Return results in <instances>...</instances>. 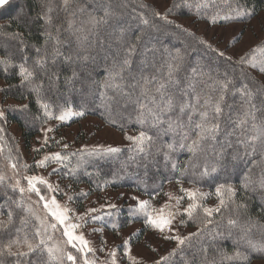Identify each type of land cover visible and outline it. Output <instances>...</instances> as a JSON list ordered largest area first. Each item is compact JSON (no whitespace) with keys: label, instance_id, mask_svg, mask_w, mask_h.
Segmentation results:
<instances>
[{"label":"trees","instance_id":"1","mask_svg":"<svg viewBox=\"0 0 264 264\" xmlns=\"http://www.w3.org/2000/svg\"><path fill=\"white\" fill-rule=\"evenodd\" d=\"M238 3L250 15L223 20L222 17ZM105 10L110 13L107 17L104 16ZM263 11L264 0H172L162 11L145 0H69L67 6L64 0L6 1L0 6V94L3 101L9 99L12 103L0 108L4 113L0 116V161L9 165L17 163L15 171L25 172L37 169L35 162L51 153L69 156L65 162L67 169L63 171L75 170V174L64 175L61 171L54 175L57 181L64 180L72 187L68 197L74 198L69 202L76 205L80 214L96 208L98 212L94 215L104 217L102 221H89L85 225L92 227L87 231L103 229L102 232L94 231L98 238L91 246L97 249V264L107 260V251L112 249L108 235L135 223L138 226L130 232V244L142 243L144 233L150 227L145 225L143 215L135 211L133 204H126L127 200L115 203L116 209L100 211V200L107 199L106 191L123 189L130 195L150 199L161 194L167 183H177L178 179L182 184L211 193L204 198V204L213 201L214 207L219 203L215 195L217 185H231L236 189V195L210 218L202 208H197L194 221L183 225L190 230L182 237L198 230H201L200 235L183 245H178V242L172 244L169 240V245L156 260L148 264H154L161 257L168 259L160 261V264H241L226 259L237 251L249 257L243 264L264 260V251L253 248V245L256 249L264 246V83L258 77L259 68L248 65L241 68L235 63L217 59L198 42L204 39L201 34L173 18L193 17L211 22L210 18L219 13L216 23L226 24L248 20ZM156 12L167 13L168 20L173 23L165 22L155 15ZM141 14L148 19L147 25L142 23ZM48 17H51L50 22ZM93 17H103L107 22L93 24ZM137 36L141 37L138 41ZM130 44L136 45V51L130 57L131 64L124 66L125 49ZM176 49H180L183 60L173 74L176 82L169 83L168 63H176L171 61L169 52L175 55ZM238 59L233 58L234 61ZM38 60L43 63L38 64ZM21 64L33 72L29 80H23L19 74ZM193 68L197 70L195 74ZM117 73L119 75L112 79ZM145 77L152 82L145 85ZM229 79L232 82L224 89L220 81ZM161 82L166 85L164 100L172 97L176 107L162 114V123L153 126L148 110L159 113L157 104L163 106L161 93L156 92ZM113 84L120 86L112 87ZM245 84L251 90V96L239 91ZM142 89H146V94H142ZM221 94L224 99L220 103L221 112L217 114L214 106ZM150 97H155L156 103ZM186 102L192 104L196 111L189 108L181 115L179 105ZM44 104L55 112L67 108L84 113L59 122L55 131L84 117H94L104 125L131 132L134 136L145 131L152 137V143L146 145L144 151H138L133 142L126 139L119 152L86 155L63 148L68 143H61L60 136L55 138L54 133L46 145L43 142L31 150V142L45 120ZM141 104L146 107L141 109ZM204 111L209 113L211 122L219 123L220 127L215 140L207 138L201 141L193 153L188 145L195 139L197 130L194 125L200 122V113ZM189 115L193 118L191 127ZM167 121H175L185 127L172 132L168 130ZM10 124L16 126L20 138L9 130ZM253 125L257 128L253 129ZM242 127L246 130L244 135H241ZM184 132L189 133L186 140L183 139ZM253 135L260 139L250 142L249 137ZM169 143L174 144L173 150L166 147ZM34 149L41 150L37 152ZM24 151H28L29 156ZM165 154L169 157L167 160ZM25 163L31 166L27 170L19 167ZM174 163L177 165L175 169L172 167ZM54 164L57 165L48 163L47 166ZM206 166L209 172L212 166L217 171L201 176ZM0 174L5 177L0 182V221H7L9 212L12 213V222L0 227L2 247L16 237L17 229L22 227L21 219L26 216L29 223L25 231L31 238L34 226L39 225L36 217L41 202L34 198V192L27 191L28 185H20L26 189L21 193L19 188L12 187L15 184L2 173L1 168ZM242 183L247 187H242ZM110 198L108 195V200ZM21 199L24 203L18 205ZM224 199L227 201L226 192ZM89 202L92 205L87 206ZM29 206L35 215L26 212ZM180 219H187V216H180ZM208 219L212 220L211 224L206 223ZM229 219L235 220V225H229ZM113 223L118 225L115 230ZM102 240L106 241L103 245L105 251L99 250ZM62 249L72 252L78 257L77 264H82L80 255L70 245H64ZM173 249L177 251L170 255ZM12 251H17L15 246ZM88 256L92 258L91 253ZM36 258L33 254L28 260ZM116 258L117 264L128 262L121 245ZM41 259L47 261V254ZM16 260L17 257L7 251L0 254V264H16ZM64 264L71 262L65 257Z\"/></svg>","mask_w":264,"mask_h":264},{"label":"snow or ice","instance_id":"2","mask_svg":"<svg viewBox=\"0 0 264 264\" xmlns=\"http://www.w3.org/2000/svg\"><path fill=\"white\" fill-rule=\"evenodd\" d=\"M5 0H0V4H3ZM69 0H64L65 5L67 6ZM169 12L171 9L168 10ZM49 12H51V9H49ZM110 13L105 10L104 16L107 17ZM156 16L160 17L161 19L165 20V22L171 24L173 21L168 20L167 13L161 14L159 12L155 13ZM247 15H250V13L243 8L242 5H239L234 9L231 10L229 14H226L222 17L223 20H234V19H241ZM142 16V23L147 25L149 23L148 19L143 18ZM219 17V13H217L215 16L211 17L210 20L212 23L217 22V18ZM48 22L51 21V17H48ZM93 24L97 23H106V19L103 17L97 19L95 17L92 18L91 21ZM71 27V22H70ZM178 27H180L178 25ZM187 31V30H185ZM191 34V33H190ZM123 35V33H122ZM194 35V34H191ZM140 36H137V41L140 40ZM201 45L205 47L206 50L211 51L217 59H223L226 63L232 64L235 63L239 65L241 68H243L245 65H248L252 68H259L260 73H264V42H261L257 44L255 47L251 48L244 54L239 56L238 60H233V57L231 55H227L224 51H220L213 47V45L204 39H199L198 41ZM136 51V45L130 44L128 48L125 49V59L123 60L124 66H129L131 64L130 57L132 54ZM259 54V56H257ZM169 56L171 58V61H175L176 63L169 62L168 63V77H169V83H175L173 79V74L179 69L180 67V61L183 60V57L180 53V49L175 50V55H173L171 52H169ZM38 64L43 63L42 60L37 61ZM123 71V68L121 69V72ZM193 73H196V69L193 68ZM19 74L22 76L23 80H29L33 76V72L27 69L24 64H21L19 66ZM75 75V73H73ZM115 75H119V73L114 74L112 76V79H115ZM201 75H208V73H201ZM155 80V77L152 78ZM152 81L149 80L147 77L144 78L145 85L151 83ZM231 79L227 81H220L224 89L228 88V85L231 83ZM106 87L109 85H105ZM112 87H119L120 85L113 84ZM166 85L165 83L161 82L159 86L156 88V92L161 93V100L164 101L163 106L161 107L159 104H157V107L159 108V113L153 112L152 109H149V113L152 115L153 119V126L159 125L162 123L161 115L164 113L171 112L175 107L176 104L174 103V100L172 97H169L166 101L164 100V92ZM242 94L251 96V90L248 89V86L245 84L243 88L239 89ZM142 94H146V89H142ZM103 95V94H102ZM153 103H156L155 97H150ZM224 96L221 94L219 99L217 100L214 111L215 113L219 114L221 112L220 103L223 101ZM198 102V100H197ZM207 103V102H206ZM43 107L45 108V115L51 116V113L47 111L48 105L44 104ZM146 105L141 104L140 108L144 109ZM191 108L193 112L196 111L195 107L190 103H183L179 105V111L181 115L184 114L186 109ZM4 113L0 111V116H3ZM84 113L81 112H73L70 109L69 110H62L60 115L55 117L59 121H65L72 116H82ZM143 123V121H141ZM168 123V130L172 132H176L177 130H183L185 127L181 123H176L175 121H167ZM188 124L191 127L193 124V118L191 115L188 117ZM196 131L195 139H192L191 144L188 145L189 151H192L193 153L198 149L201 141L211 138L215 140V133L219 130V123H213L211 122V119L209 117V113L207 111L200 113V122L195 123L194 125ZM257 126L253 125V129H256ZM42 131L45 132V140L44 145L48 143L49 137L47 136V132L52 131L51 128ZM245 129L241 130V135L245 134ZM128 140L132 141L134 146L138 151H144L146 145L152 143V137L148 136L145 131H140L138 135L136 136H127ZM189 133L184 132L183 139H188ZM260 139L259 136L253 135L249 137L250 142H255L256 140ZM181 147H184V144L180 145ZM43 147V145H42ZM68 145L64 144L63 148H67ZM166 147L169 150H173L174 144L169 143L166 145ZM41 149H34V151L39 152ZM119 148H109L107 149L108 153H115L119 152ZM255 151V148H253V152ZM92 154V153H90ZM70 155L75 156L76 153H71ZM169 157L167 154H165V159L167 160ZM69 160L68 155H61L60 152L51 153L49 155L44 156L41 160L35 162L36 167H46L48 163H56L58 165L57 168H53L52 172L49 173V175L59 173L65 169H67L66 161ZM13 170L18 169L17 163H13L11 165ZM19 167H23L24 169H28L31 167L28 164H22L19 165ZM172 167L175 169L177 165L174 163ZM217 171V168L215 166H212L210 169L211 173H215ZM208 167L206 166L204 171L201 173V176H206L210 174ZM64 175H74L75 170L72 171H63ZM5 177L0 174V182H3ZM24 179L27 180V191L34 192L39 201L44 202L43 207L47 209L52 217L55 219V223H47L45 219H41L40 217H36V219L39 221L38 226H34V231L31 233V238L29 233L25 231V227L29 223V220L26 217L21 219V225L22 227L20 229H17V234L15 238L9 239L6 244H4L2 247H0V254H2L4 251H7L9 255L17 257L16 264H64V260L66 257V260L71 262V264H77L78 257L76 255H73L72 252H65L64 249H61L60 247L56 245L49 246L48 241L52 240V236L49 234V229L56 230L57 225L62 226L63 228V235L67 237L66 244L70 245L72 249H75V251L80 255V260L82 261V264H97V257L95 256V253L97 249L90 246L91 242L87 240L84 236L83 232H79L77 234V229L83 228L89 221L91 222H99L104 219L101 215H94V213L98 212V209L96 208H89L84 213L81 214H75L74 210L68 208L66 205L61 206L59 205L58 201L56 200L55 196H51L49 198L47 193L41 194L40 187L37 186V184H41L46 186L48 193L51 192H62L63 190L60 188L59 184H52L49 183L47 179H45L42 176H25ZM247 180V177H245ZM177 183L180 184L181 180L178 179ZM12 187L19 188V191L21 193L25 192V188L20 186V181L17 180L15 185H12ZM242 187L246 188L247 184L242 183ZM180 192L183 195L180 196H173L171 193H168L170 200H174L175 203L172 204H165L161 206L160 209H153L150 205V202L147 200H139L138 206L135 209L136 212L141 213L144 217V223L146 226H150L153 229L159 231L160 233H164L165 230H167L169 233L173 232L174 229L172 228L173 222L176 220L178 216L186 215L187 219H180L179 223L181 225L186 224L189 221H194V213L196 212L197 208H202L203 213L206 215V217H212L214 213H219L221 211L222 207H226V204L228 201H232V198L236 195V189L233 188L231 185L225 186L224 184H220L216 186L215 189V195L219 198V203L217 206L213 208L205 207L201 203V201L204 200L207 196L211 195V193H205L201 192L198 188L196 189H190V188H184L181 185ZM227 193V201L224 199V193ZM185 197L188 198L189 202L187 203V206L184 207L181 210V203L185 199ZM74 197L69 196L68 200L71 201ZM24 201L21 199L18 202L19 204H23ZM239 207H244V205H239ZM105 208V205H101V210ZM107 208L110 209H116L117 206L114 204H108ZM164 209H168L167 213H164ZM26 212L35 215V213L32 212L31 206H29L26 209ZM72 212L73 216H70L69 213ZM154 212H158V215H154ZM108 215H111V213H108ZM73 218L76 220L75 223L72 222ZM12 222V213L9 212V218L7 221H0V227L5 226L6 224H10ZM207 224H211L212 220L208 219L206 221ZM229 225H235L236 221L229 219L228 221ZM112 228L115 230L118 228V225L115 223L112 224ZM93 231H103V229H93ZM201 230H198L195 233H189L187 237H181L180 235H166L165 239H171L178 242V245L185 244L186 241L191 240L193 237L199 236ZM135 235V234H133ZM104 244H106V241L102 240V246L99 249L100 251H105ZM16 247L17 251L13 252L12 248ZM123 248H124V256L127 257V259L131 262V264H137L136 257L132 256L130 254V248H129V240L126 239L123 241ZM253 248L257 251H264V246H262L260 249H256L253 245ZM26 249V250H25ZM177 251V249H173L171 254H174ZM47 254V261H43L41 257L44 254ZM92 254V258H89L88 254ZM36 255V260L30 261L28 260V257L30 255ZM107 257L108 259L103 261L102 264H117V258H116V249H111L107 251ZM168 257H161L159 261L154 262V264H160V261H166ZM226 259L230 262H246L249 257L246 254H242L239 251L235 252L233 256L226 257Z\"/></svg>","mask_w":264,"mask_h":264},{"label":"rangeland","instance_id":"3","mask_svg":"<svg viewBox=\"0 0 264 264\" xmlns=\"http://www.w3.org/2000/svg\"><path fill=\"white\" fill-rule=\"evenodd\" d=\"M9 1V0H5ZM152 3L157 9L160 11L166 9L168 5L172 2V0H145ZM4 2V3H5ZM3 3V4H4ZM2 4H0L1 6ZM178 23L186 26L187 28L196 31L197 33L201 34L204 39L218 48L220 51H224L227 55H231L233 58H239L240 55L244 54L251 48L255 47L259 42L264 39V11L258 13L256 16L245 20V21H234L226 24H217L212 23L210 21H204L200 19H194L193 17H181L175 16L173 17ZM259 56V54L257 55ZM258 77H260L264 83V74L258 73ZM2 82L0 81V86ZM12 103L11 100L5 99L4 101L1 98L0 94V108H2L5 104ZM62 110H69L67 108ZM61 110V111H62ZM71 110V109H70ZM1 111V109H0ZM45 109H43V113L45 114ZM51 116L45 115V120L43 121L39 132L34 137L31 142V150L34 147L39 146L45 140V132L42 129L47 130L49 128L52 131L47 132V136H53L55 134V138L59 137L61 139V143H68V148L72 151H79L83 152L86 155L87 153L94 152L97 153H108L107 149L109 148H121L126 143L127 136H134L133 133L128 131H118L113 129L107 125L102 124L99 120L94 117H84L73 123L71 125H65L61 129L56 130L55 128L57 124H59V120L55 117L60 115L61 111L55 112L54 110L47 109ZM72 111V110H71ZM9 130L13 132L16 137H19V131L17 130L16 126L13 124L9 125ZM20 138V137H19ZM24 154L29 156L28 151H24ZM28 159V157H27ZM0 168L2 169V173L6 177H10L14 184L16 181H20V185L26 184L27 180L24 179L25 176H42L49 181V183L56 184L58 183L60 188L63 190L62 192H51L48 193L46 186L37 184L38 187L41 189V194L44 192L48 194L49 198L51 196H55L56 200L58 201L59 205L64 206L66 205L68 208L74 210L75 214H80L79 210L77 209L76 205L71 204L68 200V194L71 192L72 187L63 181H57L56 176L54 174L49 175L52 172L53 168H57V165H49L46 167H38L35 173L31 172L32 170L19 172L13 170L11 165L7 164L5 161H0ZM29 172V173H28ZM181 185L184 188L196 189L197 187L188 184H178L175 182H169L164 186V190L161 194L157 197L154 196L152 198L146 197H136L135 195H130L129 193L125 192L123 189H119L117 191H106V198L104 201H101V205H105V208L102 210H106L108 204H117L118 202H123V200H127L126 204H133L132 206H138L139 200H147L150 202V205L153 209H160L161 206L167 204L175 203L174 200H170L168 193H171L173 196H180L183 195L180 192ZM200 189V188H198ZM34 198L38 201V197L34 194ZM108 195H110V199L108 200ZM61 196L62 198H59ZM89 200H93L90 198ZM108 200V201H107ZM38 204V217L41 219H45L47 223H55L54 217H52L47 209L43 207L42 201ZM189 202L188 198L182 201L180 207L181 210L187 206ZM203 206L212 208L214 207V202L209 201L208 203L204 204ZM88 205H92V203H87ZM101 205L99 206L100 211ZM168 209H164V213L166 214ZM158 212H154V215H158ZM70 216H73V213H69ZM180 216L176 218V220L172 224V228L174 229L173 232L169 233L167 230L162 234L159 231L149 227V229L144 233L143 242L142 243H135L130 244L129 241V248L130 254L136 257L137 264H148L149 262L155 261L156 258L161 254V251L169 245V240L165 239L166 235H180L181 237L190 229L181 225L179 223ZM73 223L76 220L73 218ZM138 224H132L126 229L117 230L114 234L108 235L107 240L112 242V249H116V256L117 250L119 246H122V252H124L123 248V241L130 238V232L137 228ZM92 228V227H89ZM88 227L84 226L81 229H77V234L79 232H83L84 236L87 240L91 242L90 246H94L96 244L98 235L94 231H87ZM49 234L52 236V240L48 241L52 245H56L62 249L64 245L66 246V238L63 235V228L60 225H57L56 230L49 229ZM177 242L175 240H171L170 243ZM121 250V248H120ZM120 264V262H118ZM121 264H131L128 260L122 261ZM247 264H264V260H254Z\"/></svg>","mask_w":264,"mask_h":264}]
</instances>
